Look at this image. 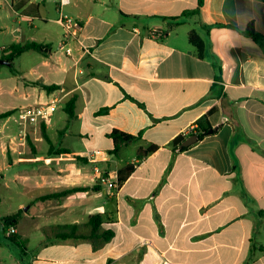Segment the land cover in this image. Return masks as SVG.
Segmentation results:
<instances>
[{
  "label": "crops",
  "instance_id": "crops-1",
  "mask_svg": "<svg viewBox=\"0 0 264 264\" xmlns=\"http://www.w3.org/2000/svg\"><path fill=\"white\" fill-rule=\"evenodd\" d=\"M197 2L71 0L62 12L83 28L65 41L57 0H0V60L43 47L0 65L3 180L19 198L6 218L28 264H264V0H204L168 20ZM56 101L51 124L24 129L25 108ZM205 117L212 132L185 146ZM114 130L140 139L111 154ZM149 148L113 195L102 177ZM95 215L111 241L57 238L61 226L88 234Z\"/></svg>",
  "mask_w": 264,
  "mask_h": 264
},
{
  "label": "trees",
  "instance_id": "trees-1",
  "mask_svg": "<svg viewBox=\"0 0 264 264\" xmlns=\"http://www.w3.org/2000/svg\"><path fill=\"white\" fill-rule=\"evenodd\" d=\"M204 4V0H198L197 2V8L195 10L186 12L183 14L181 17H176V18H169L168 20L171 21L175 26H179L181 24V18L186 17L189 14L191 15H198L200 13V9ZM249 34L252 35L255 39H260L261 37L257 35L254 31L253 24L250 25ZM189 41L190 43L197 49L198 56L200 58L204 57V52H205V42L201 39V37L195 32L192 31L189 34ZM10 53L7 54L4 52L1 56L2 60L9 61L10 63L14 62V59L24 52L34 50V51H42L43 47L37 43H26L24 45L21 44H14L9 47ZM1 67V66H0ZM14 67V66H13ZM13 67L11 69L13 70ZM35 86H38L39 88L45 90L48 93H52L56 90L59 89V86L52 85V86H47L41 83H34ZM74 106H75V100H71L67 105H66V112L69 116L70 119L74 117ZM12 115V111L9 112H4L0 114V119H5ZM44 128V126L42 127ZM209 130H212V127L208 121V118L205 117L202 120L199 121L198 123V129L196 130L195 134L198 136V141L202 140L205 136H207V133ZM44 132V130H43ZM216 132L213 131V134ZM113 139L114 142V149L111 151V154L118 155L120 149L125 146L129 145L130 143H134L137 140L140 139V136H134L130 134H126L124 132H121L119 130H114L111 133L110 136ZM184 142V138L182 136L178 137L175 141V145H181ZM156 148H149L148 150H139L138 154V159L143 160L146 158L150 153L154 152ZM187 149V147H181V151ZM136 168L135 165H128L125 168L121 169L118 171V179H119V184L122 186L124 182L129 178V176L133 173L134 169ZM79 190H71L68 192H63L59 193L56 195L49 196L48 198H54V197H59L62 195H65L67 193L75 192ZM46 199V198H43ZM261 215H264V212L260 213ZM9 220H6L5 223H7ZM103 223V217L101 215H95L90 217L89 222L87 224L88 228L90 229V232L88 234H80L78 233L80 227L77 225H72V226H61L58 228V234L57 238L62 239V240H67V239H89L94 242V240L98 238H102V242L106 243L112 240L114 237V233L112 230H107L103 231L101 229V225ZM94 247L97 248L98 245L96 243H93Z\"/></svg>",
  "mask_w": 264,
  "mask_h": 264
},
{
  "label": "built area",
  "instance_id": "built-area-1",
  "mask_svg": "<svg viewBox=\"0 0 264 264\" xmlns=\"http://www.w3.org/2000/svg\"><path fill=\"white\" fill-rule=\"evenodd\" d=\"M57 2L60 9V18L58 22L63 29L64 40L65 41L78 40L83 28L81 22L71 17L70 15H67L62 12V9L64 7L71 4V0H57ZM57 103L58 101L50 104H43V105L31 106L25 108L21 112V116H20L21 125L24 127L25 130H27L29 125L41 127L43 125L51 124L52 116H53L52 114L53 111L57 108ZM142 161L143 160L138 159L137 162H135L133 165L137 167L138 165L141 164ZM95 172L97 174H102L100 168H95ZM102 180L109 186L113 195H116V193L121 188L119 184L118 173H115L112 177L109 175L108 178L102 177ZM16 233L17 230L15 228L9 227L6 234L8 237H11Z\"/></svg>",
  "mask_w": 264,
  "mask_h": 264
},
{
  "label": "rangeland",
  "instance_id": "rangeland-1",
  "mask_svg": "<svg viewBox=\"0 0 264 264\" xmlns=\"http://www.w3.org/2000/svg\"><path fill=\"white\" fill-rule=\"evenodd\" d=\"M3 68L5 73L10 70L6 66ZM3 138L4 134H0V149L4 141ZM5 167L6 162L0 153V176L2 177V179H0V258L6 264H28V258L31 257V253L25 251L26 246L17 239L8 237L6 234L9 228V226L4 225L6 220H9V218H6V216L9 213H13V211L17 210V200L19 198H13L12 196L9 197L10 194L7 193L5 181L3 180V178H6L8 174ZM25 209L26 208H23L21 213H24ZM3 226L5 227L6 231L2 229Z\"/></svg>",
  "mask_w": 264,
  "mask_h": 264
},
{
  "label": "water",
  "instance_id": "water-1",
  "mask_svg": "<svg viewBox=\"0 0 264 264\" xmlns=\"http://www.w3.org/2000/svg\"><path fill=\"white\" fill-rule=\"evenodd\" d=\"M0 65H7V66H11V63L9 61H6V60H0ZM209 132L211 133L212 130H209ZM198 141V137L196 135H194L193 137H191L186 143H185V146H189L195 142ZM11 223L8 222L7 223V226H10Z\"/></svg>",
  "mask_w": 264,
  "mask_h": 264
}]
</instances>
